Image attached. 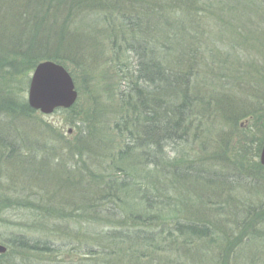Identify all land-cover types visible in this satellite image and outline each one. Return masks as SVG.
Segmentation results:
<instances>
[{
	"label": "rangeland",
	"instance_id": "obj_1",
	"mask_svg": "<svg viewBox=\"0 0 264 264\" xmlns=\"http://www.w3.org/2000/svg\"><path fill=\"white\" fill-rule=\"evenodd\" d=\"M254 1L252 7L242 5L234 14L230 10L231 14L226 15L229 18L228 30L222 31V28L216 27L215 20V27L212 26L203 38L201 46L208 49L209 54L208 59L199 60V79L207 85L211 95H222L225 102H222V107L218 110L202 115L198 125L202 126V137L208 138L209 150L218 153L227 151L232 160L243 157L251 172H264L260 168L264 166L260 161L264 144V103H261L264 100V0ZM221 6L216 8L218 13L224 15L223 9L220 12ZM53 22L62 24L57 19ZM79 24L85 26L81 27L85 28L81 36L86 53L88 52L84 58L79 59L64 49L62 39L56 41L63 43L60 48L54 47L43 41L41 32H38L40 37H32L35 40L33 46L39 49L43 42L44 48L40 49L39 54L37 52L35 56L24 59L8 48L6 39L11 38L12 34L6 37L0 34V110L4 112H0V130L9 133L12 127L26 136L14 139L16 146L12 151L13 158L9 160H4L8 151H4V143L0 141V244L5 245L9 240L24 236L31 241L49 240L58 249L52 253H44L16 244L8 252L0 253V264H245L246 261L248 264H264V255L258 249L261 244L236 238L237 235L245 238L247 234L244 233V228L239 230L240 225L233 228L229 218H217L216 226L219 231L210 233V237L202 241L194 239L187 242L185 237H180L175 243L165 244L163 248L140 244L130 250L134 257L129 255L123 260H116L113 254L108 255L112 247L104 246L100 238L97 240L96 237L101 236L105 225H98L95 221H81L83 227L93 225L92 230L95 232L87 235L84 234L85 231L73 230V226H69L66 218H94L81 211L79 201L83 196H90L86 193L92 185L88 180L94 179L91 170L107 178L115 176L116 168L126 167L132 172L134 168L143 172L149 168L154 170L151 161L146 159L147 154L141 153L140 148L133 147L135 144L129 140L127 132L115 127L116 121L125 113L124 108H121L119 94L129 88L121 76L123 73L117 75L115 65L116 62L119 65L129 62L130 68L134 69L132 53L117 55L115 59L114 54L107 50L108 43L101 31H90L91 28H88L89 25H98L93 22L92 17ZM66 27L71 30L77 28L70 25ZM104 27L102 24L96 28L103 30ZM2 45L8 49L5 50ZM48 54L62 58L64 63L52 59L40 62L52 60L70 72L78 92L76 102L69 108H57L52 113L32 108V112L27 114L19 106L13 111L7 107L6 111L11 114L5 113L4 98L9 102V96L13 105L23 103L24 98L28 101V89L23 95V86L27 77L31 79L36 68H32V60ZM225 59L228 73L222 70L223 65L219 67L216 63ZM9 64L12 68L7 67ZM217 68H220L223 75L218 74ZM9 80L14 92L8 93L6 97L4 86ZM196 93L200 94L198 91ZM192 134L194 133L190 135ZM261 140L263 143L257 153ZM243 142L244 150L241 149ZM127 144L132 148L119 156V159L116 157L114 166L111 156L116 154L118 148L126 149ZM178 144L175 146L180 148V153L187 152L184 156L189 158V154H195L193 149H197L200 142L191 136ZM163 145L171 159L182 158V154L173 151L177 149L175 146L167 143ZM154 149L153 145L149 148L150 152ZM57 151H60V156ZM87 154L88 159L84 162L87 169L80 168L82 163L79 159H86ZM100 158H103V162L97 168L94 163H98ZM22 164L27 165L22 169ZM103 170H106L105 174ZM100 171L102 172L99 173ZM236 179L245 183L244 185L249 183L248 179ZM194 186L196 185L192 184L191 187ZM260 190L263 193H256L257 191L248 190L247 187H237L232 189V193L239 200L250 199L257 202L264 199V188L261 186ZM189 193L190 191H183L180 186L178 192L176 189L170 193L168 202L171 206L175 203L173 215L182 220L201 218L202 215L208 217L200 212V207L194 200L189 201ZM171 195L177 198L176 201ZM223 195L227 196L225 193ZM137 199L140 200L139 197ZM181 199L186 203H180ZM168 202L163 200L162 203L166 206ZM223 231L230 234L222 236ZM90 247L96 251L104 250L107 254L96 253V256L90 257L86 254Z\"/></svg>",
	"mask_w": 264,
	"mask_h": 264
},
{
	"label": "trees",
	"instance_id": "obj_2",
	"mask_svg": "<svg viewBox=\"0 0 264 264\" xmlns=\"http://www.w3.org/2000/svg\"><path fill=\"white\" fill-rule=\"evenodd\" d=\"M254 2V0H0V34H3V37L12 34L11 38L6 39L8 48L13 49L15 54L22 55L24 59L35 56L37 52L39 54L40 49L44 48L43 42L39 49L33 46L35 40L32 37H40L38 32L42 33L43 41L54 47L60 48V44L63 43L56 41L62 39L64 49L76 55L78 59L84 58L88 52L86 53L81 36L85 28L81 27L85 26L79 23L85 22L89 17L98 25H89L88 28H91L90 31L94 29L101 31L108 43L107 50L114 54L115 59L117 55L123 56L127 52L133 55L134 69L130 68L129 62L124 65L116 62L115 65L117 75L123 73L121 76L126 81L125 85L129 86L126 91L119 94L121 108H124L125 113L116 121L115 127L117 130L127 132L129 140L135 144L133 147H138L141 153L147 154L146 159L151 161L154 170L149 168L143 172L139 168H134L132 172L126 167L116 168L115 176L109 178L105 176L106 179L102 174L88 170L92 172L91 176L94 178L88 180L92 185L86 194L90 196H83L84 198H80L79 201L81 211L94 218H66L69 226H73V230L85 231L86 235L95 232L92 230L93 225H89V229L83 227L81 221L88 223L95 221L94 223L98 225H105L101 236L96 238L103 240L101 242L104 246L112 247L108 255L113 254L116 260L126 259L129 255L134 257L130 250L140 244L163 248L165 244L175 243L180 237H185L187 242L194 239L202 241L210 237V233L219 231V227L216 226L217 218H229L233 228L237 225H240L239 230L244 228L246 237L241 238L237 235L236 238L241 241L253 240L252 242L261 244L257 248L264 255V199L257 202L250 199L243 201L232 193V189L237 187H247L248 190L263 193L260 187L264 188V172H251L243 157L232 160L227 151L218 153L209 150L208 138L202 137V126L198 125L202 115L218 110L222 107V102L223 104L225 102L222 95H211L207 85L199 79L201 77L199 60L208 59L209 54V50L201 46L204 43L203 38L210 32L212 26L215 27V20L216 27L222 28V31L228 30L229 18L226 15L231 14L230 10L234 14L237 8L242 5L252 7ZM223 3L224 6H221ZM220 6V12L222 9L225 11L224 15L217 11ZM56 19L62 21V24L54 23L53 20ZM102 24L105 26L103 30L96 28ZM67 25L77 28L72 27L76 30H71L70 27H66ZM2 47L4 48V45ZM45 59L64 63L62 58L48 54L40 59H33L32 68ZM216 63L219 67L223 65L222 70L228 73L226 59L223 62L218 60ZM7 67L12 68L10 64ZM217 71L223 75L220 68H217ZM29 83L30 79L27 77L23 95ZM5 85L4 93L7 97L13 88L10 80ZM196 91L200 92L199 96ZM7 99L9 102L4 98L5 113L11 114L6 111L7 107L13 111L18 106L27 114L32 112L27 98L22 99L23 103L17 102V105H13L9 96ZM261 103H264V100ZM0 112L4 113L2 110ZM227 119L229 120V117ZM10 129L9 133L0 130V141L4 143V151H8L4 155V160L13 158L12 151L16 146L14 139L26 137L20 130L12 127ZM191 133L194 134L190 135ZM191 136L200 142V145L193 149L195 154H189V158H186L184 154L187 152L180 153L177 146ZM263 140L259 141L257 153ZM163 143L171 144L172 147L177 145L175 146L177 149L173 151L182 154V158L171 159L165 152ZM129 145L126 149L118 148L116 154L111 156L114 166L115 158L119 159V156L132 148ZM152 145L155 149L150 152L149 148ZM243 148L245 149L244 142L241 144V149L244 150ZM59 153L60 151H57L58 155ZM85 157L86 159L83 157L79 159L82 163V167L80 165L79 167L87 169L84 162L88 159V154ZM191 158L193 159L189 160ZM93 159L95 160V157ZM102 162L103 158H100L98 163L94 164L98 168ZM26 165L22 164V169ZM260 168L264 170V166ZM105 171L103 170L104 174ZM237 177L248 179V185L237 180ZM192 184L196 186L192 188ZM179 186L183 191H190L189 201L194 200L200 207V212L208 217L202 215L201 218L182 220L173 215L175 203L171 206L168 199L173 190L179 191ZM141 189L145 191L142 192ZM224 193L227 196H224ZM171 198L174 201L177 199L174 195H171ZM163 200H167L168 205L165 206ZM184 202L185 200L181 199L180 203ZM232 227L230 225V228ZM228 234L230 233L223 231L221 235ZM16 244L44 253L58 251L49 240L31 241L22 236L7 241L5 244L7 252ZM96 253L105 254L106 251L100 249L96 251L93 247L86 250L90 257L96 256ZM244 260L246 261V257ZM246 263L248 264L247 261Z\"/></svg>",
	"mask_w": 264,
	"mask_h": 264
},
{
	"label": "water",
	"instance_id": "obj_3",
	"mask_svg": "<svg viewBox=\"0 0 264 264\" xmlns=\"http://www.w3.org/2000/svg\"><path fill=\"white\" fill-rule=\"evenodd\" d=\"M78 98L74 80L67 69L52 60L40 62L33 71L29 89L28 103L31 108L43 113H52L57 108H69ZM264 165V144L260 152ZM7 247L0 244V253Z\"/></svg>",
	"mask_w": 264,
	"mask_h": 264
}]
</instances>
